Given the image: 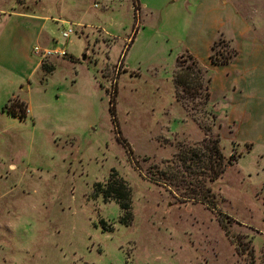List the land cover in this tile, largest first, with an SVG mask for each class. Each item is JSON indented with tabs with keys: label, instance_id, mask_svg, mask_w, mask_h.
Wrapping results in <instances>:
<instances>
[{
	"label": "rangeland",
	"instance_id": "1",
	"mask_svg": "<svg viewBox=\"0 0 264 264\" xmlns=\"http://www.w3.org/2000/svg\"><path fill=\"white\" fill-rule=\"evenodd\" d=\"M229 1L264 45V0ZM192 5L0 0V264H264V112L245 123L236 108L264 98H224L217 84L223 123L211 103L178 101L177 60L190 64L180 54L197 44ZM222 41L216 51L234 50ZM36 46L67 56L40 58ZM17 104L25 119L9 113ZM209 128L226 165L206 183L214 210L147 177ZM113 171L132 191L129 226L98 193Z\"/></svg>",
	"mask_w": 264,
	"mask_h": 264
},
{
	"label": "trees",
	"instance_id": "2",
	"mask_svg": "<svg viewBox=\"0 0 264 264\" xmlns=\"http://www.w3.org/2000/svg\"><path fill=\"white\" fill-rule=\"evenodd\" d=\"M137 34L138 30H135L130 42L131 45ZM221 44L224 42L218 40L211 48L210 59L212 64L216 66L228 65L237 56V52L231 49L226 55L221 51H216ZM187 58L190 64H187V60L183 56L177 60L178 70L173 79L177 99L182 103L186 99H191L193 102L201 100L202 104L208 105L211 99L210 85L212 81L210 77H207L209 73L204 71L198 60L191 54H187ZM113 103L114 99L111 98L110 104L113 105ZM20 107L21 110L18 112L16 108ZM22 107V104L11 106L9 113L13 117L25 119L26 114ZM111 113L115 117L113 106ZM213 118L217 119L216 115H213ZM212 136V129H206V136L201 143L189 149H182V153L176 157L173 165L164 163V168L155 167L154 173H147V177L168 189L184 202L202 203L214 210L213 194L206 183H214L220 179L226 171V165L220 148V136ZM98 193L102 195L105 201L116 202L122 212V224L131 225L134 220L132 191L115 171L112 172L105 188L99 189Z\"/></svg>",
	"mask_w": 264,
	"mask_h": 264
},
{
	"label": "crops",
	"instance_id": "3",
	"mask_svg": "<svg viewBox=\"0 0 264 264\" xmlns=\"http://www.w3.org/2000/svg\"><path fill=\"white\" fill-rule=\"evenodd\" d=\"M192 2L193 5L190 8L196 10L192 35L197 44L187 47L180 55L191 54L198 60L204 71L211 75L210 103L213 112L220 119L216 114L218 103L213 100L217 84H220L224 98L228 93L233 95L250 94L255 98L262 96V99L264 98V45L252 33L248 23L238 14L229 0H192ZM221 39L237 52V56L228 65L216 66L210 59L211 48L216 41ZM214 72L222 74L223 78L216 81L213 76ZM234 75H240L243 79L239 80ZM236 108L241 121L248 123L251 121L250 118L254 110L264 112V103L256 102L244 108L236 104ZM225 117L235 121L233 111L230 113L227 111ZM221 121L223 123V120ZM261 123V125H255V130L260 134V139L264 140V120ZM252 142L250 140L248 144H252Z\"/></svg>",
	"mask_w": 264,
	"mask_h": 264
},
{
	"label": "built area",
	"instance_id": "4",
	"mask_svg": "<svg viewBox=\"0 0 264 264\" xmlns=\"http://www.w3.org/2000/svg\"><path fill=\"white\" fill-rule=\"evenodd\" d=\"M73 30H68L66 32H63L62 34V38L65 39V40H68L71 35H73ZM34 53L36 56H39L40 58H49V57H66L67 56V53L62 50V49H59V48H54V49H49V48H46V49H42L40 47H35L33 49Z\"/></svg>",
	"mask_w": 264,
	"mask_h": 264
}]
</instances>
